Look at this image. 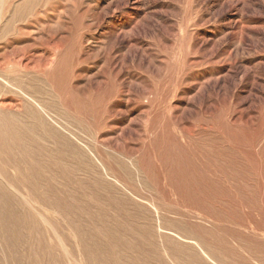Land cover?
I'll list each match as a JSON object with an SVG mask.
<instances>
[{
    "label": "rangeland",
    "instance_id": "rangeland-1",
    "mask_svg": "<svg viewBox=\"0 0 264 264\" xmlns=\"http://www.w3.org/2000/svg\"><path fill=\"white\" fill-rule=\"evenodd\" d=\"M0 79L71 141V196L82 151L149 209L162 264H264V0H0Z\"/></svg>",
    "mask_w": 264,
    "mask_h": 264
},
{
    "label": "bare ground",
    "instance_id": "bare-ground-1",
    "mask_svg": "<svg viewBox=\"0 0 264 264\" xmlns=\"http://www.w3.org/2000/svg\"><path fill=\"white\" fill-rule=\"evenodd\" d=\"M0 92L9 94L1 86ZM0 105V264H71L75 250L71 236L59 233L61 224L75 237L84 264H162L159 250L146 240L154 235L147 207L106 183L82 151L95 176L87 187H78L88 202L71 196V141L32 102L34 111L23 115ZM35 146L40 160L32 152ZM40 208L60 220L43 217ZM163 239L166 246L171 242Z\"/></svg>",
    "mask_w": 264,
    "mask_h": 264
}]
</instances>
